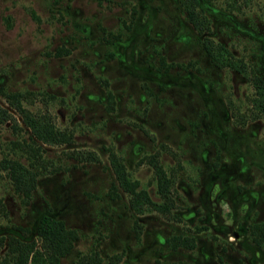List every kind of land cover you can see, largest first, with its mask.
Returning a JSON list of instances; mask_svg holds the SVG:
<instances>
[{
  "label": "rangeland",
  "instance_id": "rangeland-1",
  "mask_svg": "<svg viewBox=\"0 0 264 264\" xmlns=\"http://www.w3.org/2000/svg\"><path fill=\"white\" fill-rule=\"evenodd\" d=\"M195 7L201 32L180 0H0V87L71 133L68 142L39 140L0 93L14 116L0 122V158L37 172L25 202L0 169V236L36 238L49 214L77 231L59 264L93 252L99 264L119 253V264H264V242L248 234L264 221V113L249 79L264 80V0ZM203 36L246 74L214 64ZM108 148L159 200L155 155L174 180L171 212L128 206ZM177 234L194 236V246L171 248Z\"/></svg>",
  "mask_w": 264,
  "mask_h": 264
},
{
  "label": "trees",
  "instance_id": "trees-1",
  "mask_svg": "<svg viewBox=\"0 0 264 264\" xmlns=\"http://www.w3.org/2000/svg\"><path fill=\"white\" fill-rule=\"evenodd\" d=\"M186 17L192 26L201 32L206 28L204 21L200 19L197 8L199 0H180ZM202 45L209 59L218 66H230L237 71L246 74L243 63L233 58L230 50L220 42H213L212 39L203 36ZM66 52L63 51V53ZM56 54L62 51L57 49ZM162 60V59H161ZM163 62V60H162ZM252 84L257 88L255 105L260 112L264 113V80L258 75L249 76ZM0 93L6 102L20 115L22 122L29 128L30 133L39 140L47 143H63L71 139V133L56 127L47 113H32L24 107L20 101L23 94L19 91H4L0 87ZM108 105L111 108L113 103L112 93L106 91ZM253 114L252 118H256ZM14 120V116L5 108L0 106V122ZM91 160H98L92 152L87 153ZM108 161L116 184L128 194V206L137 213L147 210H155L162 214L171 212L174 206L173 179L167 174L160 163L151 157V165L155 175V188L159 200L153 199L144 187L139 186L136 179L130 177L123 160V157L112 149L108 148ZM0 169L7 172L15 191L21 194L23 201L27 202L30 193L35 186L37 172L23 164L17 158L2 156L0 158ZM115 183H112V187ZM138 235V227H133ZM36 238L29 240L20 239L9 235L7 238L0 236V264H59L60 258L64 256L73 246L77 238V231L73 227H67L61 218L42 214L35 226ZM249 237L256 243L264 242V221H256L249 225ZM168 240L171 248L182 246L191 248L194 246V236L173 235ZM120 253L114 254L109 259V264H119ZM99 257L96 252L88 255H81L75 264H99Z\"/></svg>",
  "mask_w": 264,
  "mask_h": 264
}]
</instances>
